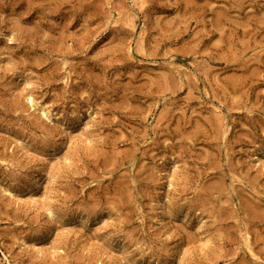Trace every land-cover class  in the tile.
Returning a JSON list of instances; mask_svg holds the SVG:
<instances>
[{
  "label": "rangeland",
  "instance_id": "1",
  "mask_svg": "<svg viewBox=\"0 0 264 264\" xmlns=\"http://www.w3.org/2000/svg\"><path fill=\"white\" fill-rule=\"evenodd\" d=\"M0 264H264V0H0Z\"/></svg>",
  "mask_w": 264,
  "mask_h": 264
},
{
  "label": "bare ground",
  "instance_id": "2",
  "mask_svg": "<svg viewBox=\"0 0 264 264\" xmlns=\"http://www.w3.org/2000/svg\"><path fill=\"white\" fill-rule=\"evenodd\" d=\"M134 2H136V0H133ZM131 2V1H130ZM132 5V4H131ZM262 160V159H261ZM169 217V216H168ZM161 223L164 225V226H167L169 224V221L167 220V217L166 216H163L161 218Z\"/></svg>",
  "mask_w": 264,
  "mask_h": 264
}]
</instances>
